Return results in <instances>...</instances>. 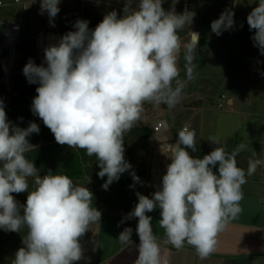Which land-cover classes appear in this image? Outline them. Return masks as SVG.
I'll return each mask as SVG.
<instances>
[{
  "label": "clouds",
  "instance_id": "clouds-1",
  "mask_svg": "<svg viewBox=\"0 0 264 264\" xmlns=\"http://www.w3.org/2000/svg\"><path fill=\"white\" fill-rule=\"evenodd\" d=\"M60 3L41 0V12H47L52 26ZM162 4L163 0H124L123 15L108 12L94 30L88 21L77 20L74 31L44 49L43 64L29 59L23 67L28 83L38 85L33 114L58 144L96 157L97 175L107 177L105 190L125 172L134 181L130 187L143 183L125 160L124 136L141 119L145 103L165 104L169 109L179 103L185 87L178 67L182 49L187 80L194 79L199 34L191 31L189 42L182 44L178 31L191 25L195 13L185 9L177 14ZM234 23V12L225 9L211 22V31L219 36ZM247 23L255 30L254 46L264 55V0H258ZM39 131L35 122L26 128L14 125L0 101V229L27 230L13 264H75L84 259L80 240L99 223L101 212L93 206V193L86 186L51 170L41 176L26 158L34 147L27 138ZM195 137L194 130L183 127L175 143H161V154L171 160L161 184L151 198L136 192L138 203L124 217L138 219L134 264H167L152 230V217L147 215L157 208L163 243L177 250L187 244L200 259H207L216 250L218 234L242 211L246 176L264 165V160L250 159L246 171L238 167L237 157L246 145L241 142L228 152L219 137L210 138L217 147L209 154L194 158L186 149L196 150ZM217 165L218 174L213 171ZM29 178L35 185L32 191ZM23 192L28 193L26 203L20 204L12 194ZM132 232L125 227L118 241L132 243Z\"/></svg>",
  "mask_w": 264,
  "mask_h": 264
},
{
  "label": "crops",
  "instance_id": "crops-1",
  "mask_svg": "<svg viewBox=\"0 0 264 264\" xmlns=\"http://www.w3.org/2000/svg\"><path fill=\"white\" fill-rule=\"evenodd\" d=\"M194 1L199 2L195 9L197 17L198 14L199 17H204L206 14L210 16L209 10L204 5L206 0ZM234 3L232 11L234 18L238 17L239 23L228 35L226 47L228 53L225 61L218 58L216 54L219 52H214L211 60L208 59L209 56H205L204 60L212 62L217 73L226 69L228 80L236 82L235 88L238 94H232L224 102L227 107L225 110L227 117L226 115L223 117L227 118V121L225 119L227 123L224 122L222 132L221 129H218L217 133L215 130L213 132L216 137H222V133L226 135L225 138H219L228 152L233 151L241 142L246 145L245 150L237 157L238 167L246 171L250 159L264 160V55L254 46L251 37L255 30H250L245 20L252 9L257 6L258 0H234ZM202 23L203 25L196 23L191 26L195 29L192 32L199 34V41L207 29L205 21ZM0 24L2 26V23ZM3 32L4 29L1 27L0 46L3 44ZM224 65L225 68H223ZM215 72L208 77H201L204 78L201 82L211 81L213 75H216ZM237 98L243 104L237 103ZM195 131L196 146L199 150V157L202 158L217 145L211 142V144H206L200 140L199 136L203 127L198 126ZM213 171L218 174V165L213 168ZM246 179L247 183L242 185L243 199L240 201L242 211L218 234L216 250L207 259H200L195 249L187 244L179 250L164 244V229L159 225L160 209L157 208L147 213L152 217V230L160 243L162 259H166L167 264H264V205L262 204L264 165L258 166L256 172L252 176H246ZM158 187L159 185L144 186L132 190L151 198V194ZM135 205L128 209H98L101 212V219L99 223L91 225L90 230L81 238L84 259L75 264H134L139 244V237L136 233L138 219L124 220V217L133 210ZM122 220L123 223H121ZM125 227L133 229L132 243L127 245L121 244L117 239ZM23 236L15 242L14 248L19 249L23 246ZM13 259L10 258L9 264Z\"/></svg>",
  "mask_w": 264,
  "mask_h": 264
},
{
  "label": "rangeland",
  "instance_id": "rangeland-1",
  "mask_svg": "<svg viewBox=\"0 0 264 264\" xmlns=\"http://www.w3.org/2000/svg\"><path fill=\"white\" fill-rule=\"evenodd\" d=\"M6 5L0 8V23H17L19 22V31L17 32V40L14 45L13 59H12V72L9 76L7 82L3 81V76L1 83L8 86L11 76L14 73H23V67L32 59L37 65L44 63V47L43 40L39 35L41 32L46 35H53L60 40L63 33V25L65 21H68L71 17L76 14L81 15L85 10H91L94 15L106 14L108 13V7H101L99 5L80 3V5H73L69 1H62L59 4L60 11L54 18L55 26L50 23L49 16L47 12H41V4L38 0H23L20 5L12 3L13 0H3ZM106 3H110L111 0H102ZM199 2L190 0L189 10L195 13L196 6ZM234 0H206L204 3L205 8L209 10L210 16L207 14L202 17H198L195 13L193 22L191 25H185L183 29L178 31V35L181 39L182 44L189 42L190 32L195 31L194 27L196 23L202 24L205 21L207 29L204 31L201 39L198 43V47L195 50V59L193 61L194 68V79L187 80L185 73V60L184 52L181 50L178 67L180 69L181 80L185 81V87L182 92L179 103L173 107L168 108L167 105L162 104L159 107L153 103L144 104V112L142 113L141 119L137 121L134 125L141 126H153L155 121H163V126L161 128L162 132L152 133L151 138L147 141L141 143L140 146L135 147L132 158V169L135 174L144 167L147 174V182L145 186L154 187V185H160L163 175L166 173L167 167L156 168V153L157 148L163 141L168 143H175L174 137H177L178 131L182 129L183 126L188 124L190 130L198 128V126L203 127V131L200 133V140H203L206 144L210 143L211 137H216L214 130L223 129L225 119L223 117L225 114L226 106L221 108L217 107V100L220 95H224L227 99L232 94L236 93L235 83L228 80L225 71L220 73L215 72V65L212 62L204 60L205 56H209L208 59L211 60L213 53L219 52L218 55L221 61H225L228 51L226 47L228 45V35L232 29H234L238 23L239 19L234 18V26L232 29L224 31L221 35L217 36L211 31V22L218 19L220 14L225 9H234ZM163 8L168 11L171 10L172 0H163ZM135 6V3L134 5ZM179 3L177 2V9L175 12L179 14L178 11ZM247 22V19H245ZM1 24H0V38H1ZM230 37V42H231ZM226 39V40H225ZM234 49H232L233 51ZM1 65V64H0ZM3 72H5L4 67L1 65ZM225 68V65L223 66ZM211 81L201 82L203 76L208 77L211 73H214ZM233 95V96H234ZM242 97L241 95H237ZM237 103L243 104L241 100L237 98ZM198 105V106H197ZM197 106V107H196ZM227 123V122H225ZM196 133V131H195ZM222 137L225 138L226 135L222 133ZM197 135L195 137V140ZM162 139L163 141H161ZM211 144V143H210ZM201 158V157H200ZM89 180H78L73 181L75 184L86 186L93 193V206L97 209L107 208V209H128L131 206L138 203V197L136 192L129 188H118L109 186L108 190L102 188L103 184L88 182ZM29 191L35 188L34 181L29 178ZM156 187V186H155ZM15 199L20 204H25L27 199V192L23 193H13ZM110 196L118 199L116 201H111ZM114 200V199H113ZM120 202V203H119ZM26 229H22L20 233L17 232H6L0 229V264H9L10 258H14L15 253L18 249L14 248L15 242L18 241L24 234H26ZM14 260V259H13ZM13 264V261L12 263Z\"/></svg>",
  "mask_w": 264,
  "mask_h": 264
},
{
  "label": "trees",
  "instance_id": "trees-1",
  "mask_svg": "<svg viewBox=\"0 0 264 264\" xmlns=\"http://www.w3.org/2000/svg\"><path fill=\"white\" fill-rule=\"evenodd\" d=\"M66 1H69L73 5H80L81 3L74 0ZM110 3L113 7L109 8L108 12L115 10L119 16H122L124 0H111ZM104 15H94L91 10H85L81 15L76 14L68 21H65L61 37L70 31H74L73 25L81 18H85L89 22V29L94 30L98 23L102 21ZM2 76L3 69L0 65V101L3 102L7 119L21 128L28 127L30 122H35L39 125V133H33L27 138L29 143L34 147L25 153L26 158L32 161L39 170V174L44 176L51 170L53 174L68 175L73 181L88 179L93 183L104 184L107 177L105 176L101 179L97 175L100 168L95 156H88L83 149L70 148L67 145L58 144L50 129L43 124V121L38 116L33 114L31 106L33 98L37 95L36 88L38 85L29 84L23 73H14L10 78L8 86H5L1 83ZM151 135L152 126L133 125L131 130L124 136L125 160L131 164L135 147L150 139ZM174 139L176 141L177 137H174ZM186 150L192 157L200 158L198 147L195 151L192 149ZM136 175L143 183H135L134 187H130L134 184V181L130 173L125 172L121 174L118 181H114L110 186L121 189L143 188L147 182L145 168L142 167ZM110 199L111 201H119L113 196H110Z\"/></svg>",
  "mask_w": 264,
  "mask_h": 264
},
{
  "label": "built area",
  "instance_id": "built-area-1",
  "mask_svg": "<svg viewBox=\"0 0 264 264\" xmlns=\"http://www.w3.org/2000/svg\"><path fill=\"white\" fill-rule=\"evenodd\" d=\"M74 1H80L81 3H85V4L99 5L101 7H108V8L113 7V5L111 3L108 4L105 1L103 2L102 0H74ZM38 2L41 4V0H38ZM177 2L179 3V6H178L179 14H182L185 11V9L189 10L190 0H172L171 9H173V8H174V10L177 9ZM12 3L18 4L21 7L23 0H13ZM5 5H6V3L3 0H0V8H2ZM80 20H85V18H81ZM19 25H20L19 22L9 23L6 25L4 23L3 29H4V31L10 29L12 32L17 33L19 31ZM39 35L41 36V38L43 40L44 49L50 45L58 43V41H59V39L54 37L53 35H46V34H43V32H41ZM225 101H226V98L224 97V95H220V97L217 100V107L221 108L224 105ZM162 123H164V122L163 121H155L153 123V126H152V133L158 134L159 132H162L163 130L159 131L161 129ZM183 127H188V125H185ZM262 204L264 205V200L262 201Z\"/></svg>",
  "mask_w": 264,
  "mask_h": 264
},
{
  "label": "bare ground",
  "instance_id": "bare-ground-1",
  "mask_svg": "<svg viewBox=\"0 0 264 264\" xmlns=\"http://www.w3.org/2000/svg\"><path fill=\"white\" fill-rule=\"evenodd\" d=\"M2 43H3L2 45L5 46V47H7V48H9V50L12 53V48H11L12 39H11V35L9 34V32L7 30H5V37H4L3 41H2ZM12 59H13V56L12 55L8 59L0 58V64L5 69V72H4V75L5 76L3 78V81L4 82H7L8 81L9 70H10V68H12ZM162 126H163V123H162ZM162 126H161V128H162ZM159 131H161V129ZM160 140L163 141L162 139H160ZM160 147H161V145H159L158 148H157L158 150H157V153H156L155 167L156 168H165V167H167V165L169 163H171V160L168 159V158H166L165 156H163L161 154Z\"/></svg>",
  "mask_w": 264,
  "mask_h": 264
},
{
  "label": "water",
  "instance_id": "water-1",
  "mask_svg": "<svg viewBox=\"0 0 264 264\" xmlns=\"http://www.w3.org/2000/svg\"><path fill=\"white\" fill-rule=\"evenodd\" d=\"M3 25L4 24L2 23V27H3ZM7 31L11 35V39H12V44H11L12 53L9 50V48L1 45L0 46V58H4V59H8L9 57H11V55L13 56L14 45H15L16 40H17V33L16 32H12L10 29H8ZM194 33H196V32H194ZM3 36L5 37V31L3 32ZM11 72H12V68H10V70H9V76L11 75ZM4 76L5 75H4V72H3V78H4ZM8 79H9V77H8ZM7 85H8V83H7Z\"/></svg>",
  "mask_w": 264,
  "mask_h": 264
}]
</instances>
